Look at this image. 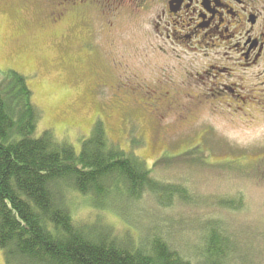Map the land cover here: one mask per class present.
Instances as JSON below:
<instances>
[{
  "label": "rangeland",
  "instance_id": "1",
  "mask_svg": "<svg viewBox=\"0 0 264 264\" xmlns=\"http://www.w3.org/2000/svg\"><path fill=\"white\" fill-rule=\"evenodd\" d=\"M50 10L48 0H0V71L14 70L28 79L33 103L42 113L37 136L51 130L80 151L82 141L101 122L112 143L154 169L153 178L164 177L203 203L214 196L232 198L242 184L250 212L240 218L253 221L254 211L264 210V65L239 70L248 92L239 94L241 98L225 90L223 99L209 98L204 92L219 80L194 75L225 51L198 48L184 53L170 48L167 55L155 54L152 60L144 29L155 24L125 16L114 20L112 28L85 11L87 18H94L88 29L81 11L77 15L67 10L60 21ZM167 92L174 95L168 101ZM166 155L169 158L160 164ZM72 199L75 219L93 218L122 235L138 232L139 222L141 228L149 227L148 232L172 239L188 255L200 239L192 237L199 229L194 223L205 211L180 200L164 210L150 197L134 201L127 205L126 215L132 219L125 217L126 226L112 210L123 208L121 197H113L112 209L97 216L89 198L75 193ZM214 216L229 220L228 215ZM231 219L230 227L239 225L235 214ZM0 264H6L1 249Z\"/></svg>",
  "mask_w": 264,
  "mask_h": 264
},
{
  "label": "trees",
  "instance_id": "2",
  "mask_svg": "<svg viewBox=\"0 0 264 264\" xmlns=\"http://www.w3.org/2000/svg\"><path fill=\"white\" fill-rule=\"evenodd\" d=\"M41 118L28 79L0 71V249L6 264H264V210L257 208L253 221L240 218L250 212L242 184L232 198L203 203L188 189L153 178L154 169L112 143L101 122L77 151L51 130L37 136ZM75 193L92 201L95 216L121 197L123 208L112 210L126 226L127 205L134 201L150 197L164 210L180 200L205 211L196 221L202 223H194L199 229L192 237L200 239L188 255L139 222L138 232L122 235L93 218L75 219ZM231 213L240 221L236 227H230Z\"/></svg>",
  "mask_w": 264,
  "mask_h": 264
},
{
  "label": "flooded vegetation",
  "instance_id": "3",
  "mask_svg": "<svg viewBox=\"0 0 264 264\" xmlns=\"http://www.w3.org/2000/svg\"><path fill=\"white\" fill-rule=\"evenodd\" d=\"M56 1L48 0L51 17L54 16L58 20L59 16L60 21H64L65 11L70 10L77 15H80L81 11V22L87 25L88 29L94 26L92 22L94 18L93 16L87 18L90 15L84 13L85 11L94 12L98 20L105 21L112 28L115 26L114 20H120L125 16L142 18L147 26L155 24L144 29L146 36L149 37L147 45L148 51L153 53L152 60L155 54L167 55L170 48L174 52L180 49L184 53L198 52V48L225 51L224 54L214 56L194 75V77L206 75L219 80L212 83L214 89L204 92L210 96L209 98L211 95H219L221 96L219 99H223V90L232 95L238 94L241 98L239 94L248 92L242 85L244 79L239 70L249 71L264 65V0ZM219 42L221 44H218ZM211 57L209 55L207 58L210 60ZM233 80L239 83L236 84ZM201 82L198 84L201 85ZM191 84L195 87L192 80ZM216 88L222 91L217 92ZM128 93L130 94L129 91ZM152 93L155 94V91ZM164 94L168 101L172 94L169 92ZM197 97L202 98V95L198 93Z\"/></svg>",
  "mask_w": 264,
  "mask_h": 264
}]
</instances>
